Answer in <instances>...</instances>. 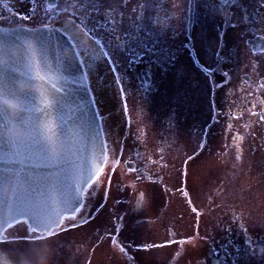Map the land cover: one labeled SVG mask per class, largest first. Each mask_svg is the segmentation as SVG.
Listing matches in <instances>:
<instances>
[{
	"label": "flooded vegetation",
	"instance_id": "flooded-vegetation-1",
	"mask_svg": "<svg viewBox=\"0 0 264 264\" xmlns=\"http://www.w3.org/2000/svg\"><path fill=\"white\" fill-rule=\"evenodd\" d=\"M21 1L23 11L15 10L17 0L0 4V26L15 25L4 22L18 14L27 21L38 11L43 20L23 26L55 27L66 35L87 82L88 77L97 80L103 96L101 111L94 107L105 159L82 191L84 206L76 212L85 214L87 200L105 203L127 188L125 196L114 199L124 203L129 185L138 200L154 189L172 197L181 174L176 167L189 160L204 175L198 186L181 192L188 213L160 221L170 234L168 243L182 244L185 264H264V207L259 212L240 203L227 187L242 166L253 169L250 181L264 189V7L259 18L254 13L259 0H239V6L229 0H163L147 12L155 28L141 35L140 47L132 41L121 46L105 13L111 7L117 19L120 13L135 18L139 0L126 5L100 0L99 12L91 0ZM127 31L125 20L117 35L123 38ZM93 46L107 55L96 59ZM232 167L230 175L223 174ZM82 217L75 219L82 223ZM176 225L187 227L185 236L176 235ZM183 254H173L169 264H182Z\"/></svg>",
	"mask_w": 264,
	"mask_h": 264
},
{
	"label": "water",
	"instance_id": "water-1",
	"mask_svg": "<svg viewBox=\"0 0 264 264\" xmlns=\"http://www.w3.org/2000/svg\"><path fill=\"white\" fill-rule=\"evenodd\" d=\"M23 28L34 32L23 34L21 26H0L3 55L10 59V63L0 66V92L8 96L21 95L16 89V81L28 71L27 66L33 58L40 63L43 73L50 69L58 75L59 82L55 89L52 88L55 103L50 108H43L30 94L24 103L30 111L16 118L22 125L28 121L31 136L37 144L35 151L22 157L14 147H9L8 136L0 134V240L4 238L3 230L19 220H24L29 230L35 227L38 233H48L56 228V222L47 230L41 223L32 225L31 218L27 214L21 216L18 208H31L44 201L48 209L63 210L64 193L74 189L79 200L78 209L82 191L99 172L105 159L99 119L83 68L69 39L55 27ZM28 39L33 40L35 46L24 49V41ZM77 63L79 70H76ZM63 64L72 65L74 77L60 66ZM9 118L7 111L0 109V127H6ZM45 124H51L54 129L51 135L58 154L54 159L46 156L39 147L49 144ZM21 160L24 173L32 178L31 187L16 171L21 167ZM4 168L9 169L6 181L2 178ZM74 213L63 211V217Z\"/></svg>",
	"mask_w": 264,
	"mask_h": 264
},
{
	"label": "rangeland",
	"instance_id": "rangeland-1",
	"mask_svg": "<svg viewBox=\"0 0 264 264\" xmlns=\"http://www.w3.org/2000/svg\"><path fill=\"white\" fill-rule=\"evenodd\" d=\"M18 1L19 3L15 4L16 10H25V3L23 6L22 1L21 3L20 0ZM2 2H13V0H0V4ZM38 13L37 11V14H33L27 21L21 18V21L17 19L13 23L12 19H8L4 24H19V26L27 23L35 24L43 20ZM87 84L93 103L101 111L103 96L97 85V80L94 81L88 77ZM103 131L105 133L104 127ZM188 163L189 160H185L176 167V173L181 172V174L175 179L171 192L172 197L165 196L155 189L147 190L139 210L138 199L135 198V191H133L135 189L129 185V194L124 203L115 202L114 199L115 197L120 199L122 195L125 196L127 188L124 194L114 195L110 198L111 201L108 200L105 203H99V200H87L85 204H89L90 209L87 205L85 214L82 215L81 212L84 211L80 209L72 216L63 217L60 227L54 228L48 233H39L45 239H38L28 229L26 222L19 220L3 230L4 239L0 240V252L5 253L12 264H17L21 255L30 254L33 257L41 255L45 247L51 250L49 264H169L173 254H183V246L179 243H168L167 239L170 238V234L167 232V228L160 224V221L162 222L163 218L166 219L168 214L171 216L176 214V217H180L178 214L188 213L186 211L188 203L184 200L181 192L183 189L187 190V186H198L199 178L204 175L202 168V175L200 174L197 163L192 162L190 165ZM192 168L198 169L193 173ZM233 168L229 170L224 168L223 174L230 175ZM252 170L242 166L237 167L234 172V181L227 187L233 195L239 196L240 203L261 212L264 207V189H260L259 185L252 184L250 181ZM117 179L120 181V178L117 177ZM91 191L92 189H88V192ZM199 201L196 200V203ZM173 206L182 208L169 210ZM77 214L86 220L83 219L82 223L78 222L75 219ZM157 218L160 220H156ZM76 222L78 223L76 224ZM182 227V229H178V225H176L172 229L176 235L183 236V229H187V227ZM54 232L56 234L53 236ZM186 255L184 252L180 257L182 259L180 263L185 264Z\"/></svg>",
	"mask_w": 264,
	"mask_h": 264
},
{
	"label": "snow or ice",
	"instance_id": "snow-or-ice-1",
	"mask_svg": "<svg viewBox=\"0 0 264 264\" xmlns=\"http://www.w3.org/2000/svg\"><path fill=\"white\" fill-rule=\"evenodd\" d=\"M124 4L126 5L128 0H123ZM230 3H235L237 6H239V0H229ZM163 0H139V5H142V7H139V11H137V8H133V12L135 13V18L128 16L125 17L123 13L119 14V19H117L116 15H113V9L111 7L107 8L105 10L106 13V23L111 26L112 28V35L115 36L116 40L120 42L121 46H127L129 41L135 42L138 47L143 45V41L141 39V35H151L153 32V29L155 28L154 24V17L152 15L147 14V12H150L152 10V6L156 5L157 7L162 6ZM212 3V0H210V4ZM91 6L94 11L99 12L100 10V0H91ZM226 6V5H225ZM260 7H264V0H259V7L254 10L255 15L257 18L260 17ZM242 12L244 13L243 19L245 22H248L249 19V11L246 8L242 9ZM24 19H27V17H24ZM125 20H127V28L128 31L125 33L124 37H120L117 35L118 30L120 29L121 25L125 24ZM21 28L23 30V34L25 31H27L29 34L33 33L34 30L27 29L25 30L23 28V25H21ZM29 49H31V45L29 46ZM92 54L96 59H101L105 57L107 54L103 51L99 50L97 47H92ZM131 61V57H130ZM64 68L65 71L69 73L71 76H75V71L73 70L72 65L69 64H63L60 65ZM28 70L31 71L35 77L41 81H45L53 89L56 88L57 83L59 82V76L55 73H52L49 69L48 72L43 73L40 63L33 58L32 62L27 66ZM76 70H79V63L76 65ZM22 74H26V72H23ZM14 79V78H13ZM118 83L122 84L123 79L117 78ZM7 87V85H5ZM121 92L127 91L125 88L121 87L119 89ZM30 96V93L24 94V103L27 101L28 97ZM40 104L43 108H50L52 106V102L49 100L47 95L42 94V99L40 100ZM26 111H30V109H26ZM24 128L27 132V138L20 140L15 139L12 137L9 138V147H14L17 151V154L26 157L30 155L33 151L37 149V144L35 140L31 136V131L28 127V121L24 123ZM45 129L47 133L49 134L46 139L49 141L48 146L40 145L39 147L45 152L46 156H49V158H56L57 152L55 150L54 143L52 141V133L54 132V129L51 124H45ZM206 147V145H205ZM50 154V155H49ZM103 162V161H101ZM21 167L17 169V173L19 176H22L24 183L28 184L30 187L32 185V178L24 173L23 170V161H20ZM8 170L7 168L3 169L2 178L4 181L8 178ZM90 178V177H89ZM87 182V180H85ZM75 190L66 191L64 193L62 205L63 210L61 209H48L46 208L45 202L41 201L40 203L36 204L35 206L31 208H18V212L21 216L27 214L32 221V225H37L42 223L46 219L54 218L57 227H60V221L63 217V211H76V204L79 203L78 197L74 194ZM143 201V195L140 196L137 207L140 206V203ZM83 207V205H81ZM85 219L86 218H83ZM31 232L33 235L37 236L38 239H45V237L41 234H39L35 227H32ZM56 233H53V236ZM246 243L251 245V237H246ZM123 251V249H121ZM261 254L264 255V249H261Z\"/></svg>",
	"mask_w": 264,
	"mask_h": 264
},
{
	"label": "clouds",
	"instance_id": "clouds-1",
	"mask_svg": "<svg viewBox=\"0 0 264 264\" xmlns=\"http://www.w3.org/2000/svg\"><path fill=\"white\" fill-rule=\"evenodd\" d=\"M35 46V42L31 39L24 41V49H29V46ZM10 63V59L3 55V46L0 45V66ZM16 89L21 95L8 96L0 92V109L6 110L9 114V120L6 127H0V134H4L8 137L15 139H26L27 132L24 125L17 123L16 118L20 117L26 112L24 100L22 94L30 93L38 101L42 99V94L47 95L52 103H55V96L53 95V89L51 85L45 81H41L35 77L31 71H27L26 74H22V78L16 81ZM55 219L50 218L44 220L41 224L46 230L55 224ZM51 250L47 247L43 248L42 254L33 257L32 255H21L17 261V264H49V258ZM0 264H12L7 255L0 252Z\"/></svg>",
	"mask_w": 264,
	"mask_h": 264
},
{
	"label": "trees",
	"instance_id": "trees-1",
	"mask_svg": "<svg viewBox=\"0 0 264 264\" xmlns=\"http://www.w3.org/2000/svg\"><path fill=\"white\" fill-rule=\"evenodd\" d=\"M15 9V8H14ZM16 10V9H15ZM17 11V10H16ZM17 13V12H16ZM18 14V13H17ZM16 15V14H15ZM18 16V17H17ZM13 21L17 20V19H20L21 20V16L18 14ZM20 17V18H19Z\"/></svg>",
	"mask_w": 264,
	"mask_h": 264
}]
</instances>
